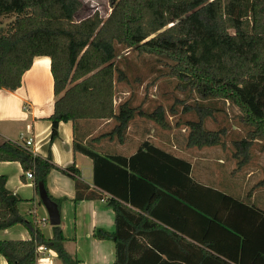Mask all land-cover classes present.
<instances>
[{
  "label": "trees",
  "instance_id": "1",
  "mask_svg": "<svg viewBox=\"0 0 264 264\" xmlns=\"http://www.w3.org/2000/svg\"><path fill=\"white\" fill-rule=\"evenodd\" d=\"M109 2L106 16L94 10L76 19L81 0H0V16L13 17L0 26V88L17 89L34 57L48 56L54 94L50 141L61 121L112 119L105 135L122 142L137 108L127 100L114 104L116 81L124 79L114 62L119 47L167 56L172 62L164 75L176 78L177 87L198 100H228L239 109V121L248 129L232 140V156L239 167L245 164L253 142L264 141V0ZM184 110L196 114L185 122L186 146L224 144V127H205L214 107L197 102ZM140 113L169 125L162 105ZM73 150L92 161V191L74 164L61 168L50 155L33 154L15 141L0 144V161L32 170L36 193L42 183L59 209L62 198L46 187L52 168L73 178L75 201L103 198L106 192L115 229H96L94 237L113 240L112 264H264V209L195 181L188 160L147 141L128 157L102 155L79 142ZM5 181L0 175V229L21 223L31 236L0 240L6 264H37L40 245L54 250L62 264H78L65 248L60 223L46 237L33 218L19 213L22 199Z\"/></svg>",
  "mask_w": 264,
  "mask_h": 264
},
{
  "label": "crops",
  "instance_id": "2",
  "mask_svg": "<svg viewBox=\"0 0 264 264\" xmlns=\"http://www.w3.org/2000/svg\"><path fill=\"white\" fill-rule=\"evenodd\" d=\"M129 93L124 89L118 102L115 100L116 95L114 98L115 105L127 100L131 106L137 108L129 121L122 142L109 139L105 135L115 124L112 119L61 121L58 124L57 137L50 141L51 122L48 118L53 111L54 103L50 58L36 56L30 68L23 73L21 85L17 89L0 88V144L7 140L21 144L22 139L32 138L30 148L37 155L42 157L50 155L51 161L61 168L74 164L80 170L79 179L88 184L89 191H92L94 189L92 161L86 155L74 152V142H79L102 155L128 157L135 153L143 142L147 141L188 160L191 163V176L195 181L225 192L220 186V175L229 171L234 176L237 175L234 171L235 167L227 160L229 157L224 159L217 154L203 155L200 160L193 161L189 151L195 146H186V139L184 145L181 146L173 143L170 122L168 126L162 127L153 119L140 113V110L151 112L162 104H157L153 109L145 102L140 101L135 104L134 97ZM166 115L169 119L170 114L167 111ZM204 147H216L215 150H221L225 148V144ZM195 148L202 149L203 147ZM230 156L233 158L232 154ZM225 165L228 166L225 167ZM0 175L6 176L5 187L22 199L18 204L19 213L26 218H33L43 234L50 237L51 225L41 223V218L47 217V212L42 203H39L33 179L26 178L18 161H0ZM21 176L24 178L22 179ZM46 187L52 196L62 198L59 209L60 226L67 239L65 242L67 252L78 260V264H112L115 257L113 240L94 237L96 229L108 232H113L115 229L114 212L105 201L109 195L104 192L103 198H84L75 201L76 189L73 178L57 168H52L47 174ZM252 191L253 189L249 190L250 201H252L250 203L257 204L253 201L256 192L252 194ZM257 206L264 209L261 207L263 205L257 204ZM38 214H40L39 219ZM30 237L29 232L21 223L0 229V240H26ZM44 256L49 257V264L60 262L56 252L52 249H47ZM0 264H6L1 254Z\"/></svg>",
  "mask_w": 264,
  "mask_h": 264
},
{
  "label": "rangeland",
  "instance_id": "3",
  "mask_svg": "<svg viewBox=\"0 0 264 264\" xmlns=\"http://www.w3.org/2000/svg\"><path fill=\"white\" fill-rule=\"evenodd\" d=\"M81 1L83 5L77 12L76 19L85 17L94 10H98L102 16H106L111 10L109 0ZM12 18V15H1L0 26L5 27ZM119 48L114 62L124 72V79L116 81V102H118V98L125 89L134 97L133 101L135 104L140 101L145 102L151 109L157 104H162L170 114L168 121L171 123L172 140L173 143H177V146L184 145L188 133L186 120L196 118L194 110L185 111L184 106L194 105L199 102L205 106L214 107L216 110H213V114L205 118V127L209 129L224 127L226 129V134L223 136L225 148L215 150L214 148L216 147L203 146L202 149H198L195 146L193 147L194 149L191 148L193 150L189 151V154L192 155L191 159L196 162L203 155L212 156L216 154L224 159L229 157L227 160L230 161L231 165L233 164L237 175L234 176L231 171L222 173L219 179L220 186L226 193L248 202H252L249 200L248 192L253 189L252 194L256 192L253 201L260 206L263 205L261 207L264 208V203L262 202L264 201V184H259L260 180L264 178V149L262 148L264 141L256 140L253 142L249 151L250 157L240 167L237 165V158H231L230 156L233 151L232 140L245 137L248 129L247 126L242 125L239 121V109L228 100H198L194 92L190 93L186 89L177 87L178 80L176 78L164 75L167 70L166 64L172 62L167 56L138 54L133 48ZM185 48L190 52V41L185 42ZM263 101L264 97H262ZM171 108L173 109L172 111ZM227 166L225 165V167ZM60 262L57 261L55 264H62Z\"/></svg>",
  "mask_w": 264,
  "mask_h": 264
},
{
  "label": "water",
  "instance_id": "4",
  "mask_svg": "<svg viewBox=\"0 0 264 264\" xmlns=\"http://www.w3.org/2000/svg\"><path fill=\"white\" fill-rule=\"evenodd\" d=\"M38 196L42 205L46 209L49 224L51 226L58 225L60 223V213L58 205L47 194L42 183L38 185Z\"/></svg>",
  "mask_w": 264,
  "mask_h": 264
},
{
  "label": "built area",
  "instance_id": "5",
  "mask_svg": "<svg viewBox=\"0 0 264 264\" xmlns=\"http://www.w3.org/2000/svg\"><path fill=\"white\" fill-rule=\"evenodd\" d=\"M32 143V138H27V139H22L21 142V146H23V148H25L26 150L32 152L33 154H36L31 148H30V144ZM24 175L26 176V178L29 179H33L34 174L32 170H27L24 172ZM41 223H49L48 221V217H43L41 218ZM49 249L47 247H45L44 245H40L37 247L36 249V254H37V264H49L50 260L49 257L44 256V252H46V250Z\"/></svg>",
  "mask_w": 264,
  "mask_h": 264
},
{
  "label": "bare ground",
  "instance_id": "6",
  "mask_svg": "<svg viewBox=\"0 0 264 264\" xmlns=\"http://www.w3.org/2000/svg\"><path fill=\"white\" fill-rule=\"evenodd\" d=\"M44 264V263H43Z\"/></svg>",
  "mask_w": 264,
  "mask_h": 264
}]
</instances>
